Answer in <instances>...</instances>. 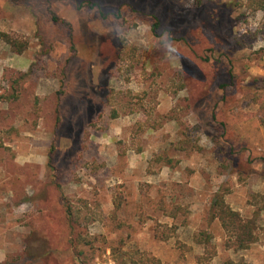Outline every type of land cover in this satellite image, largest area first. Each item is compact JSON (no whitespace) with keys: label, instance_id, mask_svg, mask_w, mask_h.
<instances>
[{"label":"rangeland","instance_id":"374dc122","mask_svg":"<svg viewBox=\"0 0 264 264\" xmlns=\"http://www.w3.org/2000/svg\"><path fill=\"white\" fill-rule=\"evenodd\" d=\"M237 1L0 0V33L27 45L17 54L0 39V93L18 97L0 101V264H78L67 206L92 241L78 250L86 264H197L204 248L193 239L205 231L210 264H264V127L242 90L264 77V12L235 7L217 20ZM101 6L121 8L125 23L107 24ZM230 72L236 87L224 94ZM158 155L176 165L155 166ZM217 194L245 220L257 214L249 250L226 247Z\"/></svg>","mask_w":264,"mask_h":264},{"label":"trees","instance_id":"16d2710c","mask_svg":"<svg viewBox=\"0 0 264 264\" xmlns=\"http://www.w3.org/2000/svg\"><path fill=\"white\" fill-rule=\"evenodd\" d=\"M196 7H203L204 2L203 0H193ZM92 6H98L97 4H92ZM82 7V5H80ZM227 7V9H226ZM235 7H246L247 9L251 10L252 12H264V0H241L237 1L234 5H225L224 9L219 12L217 20L221 21L224 20V17L229 16L231 12H234ZM52 15V19L54 22L58 21L59 18L50 10L49 11ZM122 10L121 8H117L116 11H113L111 13H106L105 10H103L102 6L100 7V15L103 17V20L107 24L112 25H123L125 23V20L122 16ZM152 14V31L153 33L160 37L162 32V20L157 12H153ZM0 39L3 40L7 45L12 47L14 51L17 54H22L25 50L27 45L25 43H21L17 39H14L10 34L7 33H0ZM129 47L127 44H124L122 41V52L127 50ZM128 54L129 52H125ZM207 62V60H205ZM231 81L224 84L221 89H223L224 94L225 90L227 88H235L236 87V75L232 72L229 73ZM65 77H63L61 86L65 84ZM181 90L185 88V85L180 86ZM242 90L245 92L246 97L248 98L249 104L258 106V115H259V121L261 125L264 127V77L261 76H253L246 82V80L243 81ZM63 91L60 90L57 92L59 95V98L61 97ZM130 96H132L130 94ZM133 98V97H132ZM16 100L18 99L17 95L14 93V89L6 95L5 93H0V101H8V100ZM111 101V97L109 98ZM109 101V102H110ZM111 103V102H110ZM135 106V104H133ZM136 107V106H135ZM141 108L144 109V105H141ZM135 109H131L130 113H134ZM118 111L114 110L112 117L118 118ZM171 120H175L174 118L169 117ZM213 119L216 120V114H213ZM61 122L60 118V108L58 105L57 108V125ZM55 149V143L52 144L50 153H49V167L52 169V171L57 170L54 165V152ZM234 154V153H233ZM231 160L233 161L234 165L238 164L237 157H232ZM258 162H260L263 165V176H264V158L258 159ZM152 164L155 166H169L174 167L175 161L174 159H171L169 157L164 156H156L152 161ZM247 164H253V161L249 160ZM121 200L116 201L115 208L116 210H119L121 208ZM211 210L213 214V219L218 220L221 227L223 228L226 236H227V242L226 247L229 249H234L235 251H246L249 250L254 244L258 242V235L257 231L259 229L257 224V214L254 215L252 219L245 220L241 214L231 208V206L226 202L224 195L217 194L215 196V199L211 205ZM181 209L176 208L173 213H171L170 216L173 218L177 217L180 213ZM66 215L68 218V222L71 224V232H72V240H71V249L73 254L75 255V258L79 261L78 264H86L85 259H82L84 256V251H78L80 249V246H91L92 241L88 239L87 237H84L81 232L78 230L77 226L74 224V219L71 217L72 215V209L71 207H66ZM162 228V226H160ZM162 240L166 241L169 240L174 236V229L173 228H167L166 230H163L162 232ZM213 235L212 233L205 231L196 233L194 235L193 242L196 245L202 246L204 248V254L202 258L199 259L197 264H210L211 260L217 256V248L213 243ZM33 242V241H32ZM29 251L34 252V246L33 244L29 245ZM115 251V250H114ZM120 264H163L160 260H157L155 258H147L142 257L141 260H130V261H119ZM225 264H250L246 262H234V261H227Z\"/></svg>","mask_w":264,"mask_h":264},{"label":"clouds","instance_id":"9594fccd","mask_svg":"<svg viewBox=\"0 0 264 264\" xmlns=\"http://www.w3.org/2000/svg\"><path fill=\"white\" fill-rule=\"evenodd\" d=\"M171 47H172V46H170V48H171ZM173 67L176 68V69L178 70L179 67H180V65H179V63L174 62V63H173Z\"/></svg>","mask_w":264,"mask_h":264}]
</instances>
